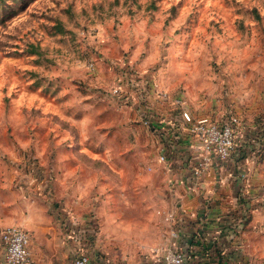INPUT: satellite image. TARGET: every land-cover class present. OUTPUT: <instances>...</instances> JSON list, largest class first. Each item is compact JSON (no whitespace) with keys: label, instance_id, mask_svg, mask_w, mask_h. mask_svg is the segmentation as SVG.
<instances>
[{"label":"rangeland","instance_id":"obj_1","mask_svg":"<svg viewBox=\"0 0 264 264\" xmlns=\"http://www.w3.org/2000/svg\"><path fill=\"white\" fill-rule=\"evenodd\" d=\"M157 46L152 63L148 49ZM148 57L143 70L126 67ZM160 66L161 77L174 80L177 93L166 89L173 95L185 97L186 87L201 96L264 91V0H0V186L11 172L7 194L22 211L25 199L47 191L42 199L64 205L51 193L64 163L75 168L72 155L81 150L113 166V179L105 186L98 175L95 188L142 186L138 173L151 170L159 152L146 144L159 133L142 122L152 102L143 98ZM169 68L176 70L173 78ZM138 81H147L145 87L134 88L124 104L114 87ZM228 81L229 91L218 92ZM244 104L253 108L256 125L264 121L259 96ZM229 113L233 108L210 115ZM235 114L242 136L245 119ZM71 124L76 132L64 129ZM260 155L254 171L264 186V148ZM72 184L71 176L65 189ZM100 241L105 245L104 237Z\"/></svg>","mask_w":264,"mask_h":264},{"label":"crops","instance_id":"obj_2","mask_svg":"<svg viewBox=\"0 0 264 264\" xmlns=\"http://www.w3.org/2000/svg\"><path fill=\"white\" fill-rule=\"evenodd\" d=\"M155 48L148 49L152 63L156 58L153 53L160 51L158 46ZM150 58L133 62L130 67L143 70ZM163 69L160 66L154 72L152 93L146 90L149 96L143 100L153 102V105L148 102L147 110L154 119V130L159 133L150 134L146 144L152 145L159 155L166 153L169 162L160 161L156 154L149 165L151 170L138 173L136 180L142 183L141 187L95 188L98 175L105 176V186L113 179L109 176L113 166L109 160L82 150L72 155L75 168L64 163L62 172L58 173L57 192L51 195L64 204L62 207L54 208L53 198L42 199L49 195L47 191L41 198L32 196L30 202L25 199L28 209L22 211L15 195L7 194L13 179L11 172L0 186V226L20 224L29 231V250L35 264H74L80 249L90 255L92 264L103 261L104 264H162L159 251L168 246L186 250L190 255L187 264L263 263L264 234L258 233L264 232V186L258 184L254 169L264 148V121L256 125L253 108H247L244 102L258 96L264 101V91L261 89L254 97L226 90L224 95L202 96L190 87L182 91L187 100L185 107L194 115L222 113L231 107L245 119L243 135L240 132L230 160L224 165L215 164L196 178L191 170L197 156L193 135L180 111L171 102L154 95L156 87L173 91L174 80L161 77ZM175 71L167 69L171 77ZM146 82L139 81L136 88H144ZM227 84L233 82L217 85V91L228 90ZM132 103L138 105L139 101L133 98ZM64 129L78 130L72 124ZM71 176L73 188L66 190L65 181ZM134 195L138 197L132 198ZM98 196L102 199L97 203ZM162 211H172L175 219L166 220ZM133 212L138 214L130 217L129 213ZM243 215L247 224L240 232L239 219ZM103 237L105 245L100 241ZM0 264H7L4 250H0Z\"/></svg>","mask_w":264,"mask_h":264},{"label":"built area","instance_id":"obj_3","mask_svg":"<svg viewBox=\"0 0 264 264\" xmlns=\"http://www.w3.org/2000/svg\"><path fill=\"white\" fill-rule=\"evenodd\" d=\"M130 65H126V67L131 68ZM129 83L132 85L125 83L121 84L123 88L117 85L113 89L116 93L121 94L124 104L130 102L131 91L134 88L137 89V83ZM154 90L157 97L171 102L180 111L183 121L193 135L194 141L192 145L197 149V156L193 160L191 170L196 178L209 172L215 164L224 165L230 160L236 149L240 134L241 122L238 115L229 113L221 118H214L210 114L194 115L191 110L185 107L187 101L184 96L173 95L169 90L159 87ZM149 114L146 111L142 122L146 126L154 127V119ZM159 160L169 162L167 154L163 152L159 155ZM167 164L169 166V163ZM244 187L245 183L243 184ZM162 213L166 220L175 219L172 211L165 213L162 211ZM246 224L247 221L245 215H243L239 219L240 232H242ZM236 231L238 232L237 229ZM30 240L29 231L20 224L0 226V250H4L7 264H35L29 250ZM159 254L162 264H187L190 256L186 250L175 246L165 247L159 251ZM74 264H92L90 255L80 249L74 257Z\"/></svg>","mask_w":264,"mask_h":264},{"label":"trees","instance_id":"obj_4","mask_svg":"<svg viewBox=\"0 0 264 264\" xmlns=\"http://www.w3.org/2000/svg\"><path fill=\"white\" fill-rule=\"evenodd\" d=\"M66 126V125H65Z\"/></svg>","mask_w":264,"mask_h":264}]
</instances>
